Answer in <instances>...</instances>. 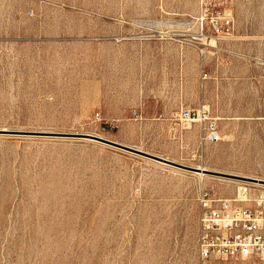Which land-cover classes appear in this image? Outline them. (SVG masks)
I'll use <instances>...</instances> for the list:
<instances>
[{"label":"rangeland","instance_id":"374dc122","mask_svg":"<svg viewBox=\"0 0 264 264\" xmlns=\"http://www.w3.org/2000/svg\"><path fill=\"white\" fill-rule=\"evenodd\" d=\"M3 130L0 264H202L201 192L264 195V0H0Z\"/></svg>","mask_w":264,"mask_h":264},{"label":"built area","instance_id":"2783aa9c","mask_svg":"<svg viewBox=\"0 0 264 264\" xmlns=\"http://www.w3.org/2000/svg\"><path fill=\"white\" fill-rule=\"evenodd\" d=\"M180 120L192 124L196 122V115L186 109L181 112ZM211 130L208 139L218 140L216 126ZM199 222L198 253L202 264H264L263 194H252L247 185L230 199L216 198L208 191H202Z\"/></svg>","mask_w":264,"mask_h":264},{"label":"water","instance_id":"95a60500","mask_svg":"<svg viewBox=\"0 0 264 264\" xmlns=\"http://www.w3.org/2000/svg\"><path fill=\"white\" fill-rule=\"evenodd\" d=\"M0 133H7V132L3 130ZM70 136H73V137H76V138H79V139H85V140H91V141L100 142V143L109 145L111 147H114V148L129 152V153H132L134 155L141 156V157H144V158H148V159L154 160L156 162H159V163H162V164H165V165H168V166H172V167H175V168L183 169V170H186V171H189V172L199 173V174H203V175H214V174L217 175L218 174V173L209 171L207 169H200V168H193V167L184 166V165L178 164L176 162L170 161L168 159H165V158H162V157H159V156H155V155L146 153L144 151H141V150H138V149H135V148L124 146V145L118 144L116 142H112V141H109V140H106V139H103V138H100V137H97V136H94V135L76 134V135H70ZM236 178L243 179V180L248 181V182L252 181V183H258V179H250V178H244V177H236ZM260 181H262L260 183L264 184V180H260Z\"/></svg>","mask_w":264,"mask_h":264},{"label":"crops","instance_id":"0c3cea01","mask_svg":"<svg viewBox=\"0 0 264 264\" xmlns=\"http://www.w3.org/2000/svg\"><path fill=\"white\" fill-rule=\"evenodd\" d=\"M158 129H160L164 134H176V133H181V129L179 128V124H175L173 121H160L155 124ZM164 158V157H162Z\"/></svg>","mask_w":264,"mask_h":264},{"label":"bare ground","instance_id":"6f19581e","mask_svg":"<svg viewBox=\"0 0 264 264\" xmlns=\"http://www.w3.org/2000/svg\"><path fill=\"white\" fill-rule=\"evenodd\" d=\"M5 131V130H4ZM203 175V174H202ZM252 179V178H250ZM262 181H260V179H258V183H252V181H249V182H244V183H247V184H250V185H253V186H259V187H264V184L260 183Z\"/></svg>","mask_w":264,"mask_h":264}]
</instances>
